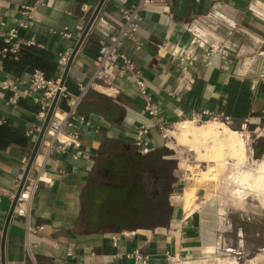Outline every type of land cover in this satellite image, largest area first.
<instances>
[{
    "label": "crops",
    "instance_id": "0c3cea01",
    "mask_svg": "<svg viewBox=\"0 0 264 264\" xmlns=\"http://www.w3.org/2000/svg\"><path fill=\"white\" fill-rule=\"evenodd\" d=\"M36 2L0 0V33L16 29L19 40L50 52L58 65L60 54H72L100 0ZM130 4L107 0L92 34L110 42ZM66 32L71 38L64 37ZM198 36L204 48L195 55ZM5 40L0 37V52L9 48ZM137 41L140 49L126 41L125 51L143 70L159 118L168 125L206 111L223 112L237 96L231 93L234 86L245 81L254 95L252 113L259 106L264 111V0H159L145 12ZM209 47L225 54L211 64ZM18 61L14 54H0V121L6 122L0 128V187L5 191L0 197V247L25 160L40 134L36 111L28 110L27 100L9 104L2 90L8 78L29 80L30 73L7 69ZM95 68L94 59L80 52L67 80L70 92L76 93L78 82L88 81ZM59 72L60 66L55 75ZM144 108L132 76L89 92L80 113L90 124L78 122L68 130L74 138L59 137L67 152L48 160V182L40 186L32 206V216L45 227L31 238L37 264H174L175 246L178 257L191 252L186 245L198 230H185L179 223L183 212L172 200L175 158L162 154L167 146L161 130ZM141 126L148 129L142 141ZM29 130L35 131L33 136H27ZM25 239V220L13 217L7 264H33Z\"/></svg>",
    "mask_w": 264,
    "mask_h": 264
},
{
    "label": "built area",
    "instance_id": "2783aa9c",
    "mask_svg": "<svg viewBox=\"0 0 264 264\" xmlns=\"http://www.w3.org/2000/svg\"><path fill=\"white\" fill-rule=\"evenodd\" d=\"M158 1L131 0L132 4L123 9L124 22L121 30L110 42L101 43V55L94 59L96 66L95 72L88 81L78 82L76 93L70 92L67 84L62 89L60 88L62 75L71 56L68 54L59 55L58 66H60V72L57 75L50 76L45 71L36 69L31 73L28 81H23L19 78H8L2 83V90L9 95L7 98L9 104L17 105L21 100L25 99L28 102V110L31 112L36 111V117L40 122V126L36 128V131L39 133L42 130L57 93L61 91L58 105L47 127L43 144L32 164L14 212V217H21L26 222L25 249L33 264H37V261L31 238L44 232L45 227L32 216V206L40 186L48 182V160L53 155H64L67 152L66 146L59 140V137L67 134L70 138H74V134L68 132V130H72L78 122L87 125L90 124L89 119L80 113V107L89 92L97 86H111L117 78L123 79L127 76H132L136 80L141 92L142 101L145 104V112L149 117L157 121V126L162 132L166 130L168 123L162 118H159L158 105L153 94L149 91L143 70L138 68L136 62L125 51L126 41L136 42L138 49H140L137 37L144 19V14L146 11L151 10ZM40 4L41 0H37L36 5ZM25 9L27 11H33L36 9V6ZM82 10H86L84 5L82 6ZM30 19H32L31 16ZM29 26V23L25 24V27ZM0 37H5V41L9 45V48L7 47L0 54L10 53L17 55L22 46H29V43L25 40H19L16 29H12L6 36L0 33ZM64 37L69 39L71 38V34L66 32ZM202 44V39L198 36L195 40V55L198 54L200 49L204 48ZM209 49L211 52L209 62L211 64L216 62L217 57L220 58L225 54L222 48L209 47ZM205 116L208 118H205ZM193 120L197 121L198 124H203L210 120H219L230 127L234 124L233 120L226 116L224 112L206 111L203 114L196 115ZM5 124V121H0V125ZM138 132L139 140L142 141L144 135L148 133V129L145 126H141ZM34 133V130H29L27 136H33ZM28 161L29 158L25 160L26 165ZM19 186L20 183L17 187L19 188ZM4 195L5 191L0 187V197L3 198ZM23 195H25L24 198ZM0 264H3L1 247Z\"/></svg>",
    "mask_w": 264,
    "mask_h": 264
},
{
    "label": "bare ground",
    "instance_id": "6f19581e",
    "mask_svg": "<svg viewBox=\"0 0 264 264\" xmlns=\"http://www.w3.org/2000/svg\"><path fill=\"white\" fill-rule=\"evenodd\" d=\"M169 135L177 139L179 144V154L175 157L179 160V169L175 173L176 177L178 178L184 173L183 162L188 160L185 157L184 148L188 147L190 151L196 153L197 159L194 164L190 163L186 166V171L193 176L188 178L196 180L200 186L211 184L215 189V195L211 197L208 203H200L206 197L204 199L198 197L199 187L186 188L181 196L173 195V203L182 207L185 230H190L193 216L201 209L204 210L205 214L196 220V230L200 228L201 224H204L205 229L209 230L207 225L213 221L220 222L223 227L227 226L228 220L224 216L220 218L218 210L211 202L214 197L217 198L216 203L219 200L232 199L236 207L233 215L240 220L255 224L261 221L257 214L247 211L241 203L251 193L264 208L263 150H257L258 159L249 164L247 139L239 131L219 120H210L203 124H198L195 120L180 121L174 131H167L166 136ZM200 163H207L209 170L202 171L199 168ZM24 197L25 195H23ZM207 198L210 197L207 196ZM179 226L181 227V225ZM206 230L204 231L206 232ZM230 234L229 238H221L217 249L219 256L210 259L212 256L210 253L201 252L202 249L197 250L198 247L193 246L198 242H201L205 248L213 246L212 241L205 233L197 231L195 232L197 235L195 240H191L192 243L186 245L188 249L186 251L191 250V252L182 258L178 257L179 247L175 246L171 261L174 264H240L235 255L238 252H243L245 247L238 249L234 246L233 240L235 234L243 237L246 235V231L231 232ZM222 256L227 257L221 258ZM248 264H264V253L250 260Z\"/></svg>",
    "mask_w": 264,
    "mask_h": 264
},
{
    "label": "rangeland",
    "instance_id": "374dc122",
    "mask_svg": "<svg viewBox=\"0 0 264 264\" xmlns=\"http://www.w3.org/2000/svg\"><path fill=\"white\" fill-rule=\"evenodd\" d=\"M235 100L233 102H229L224 107V113L227 116L226 109L229 111H234L237 115L239 111L238 109L245 108L246 111H242V113H246L245 118H236L235 116H228L230 117L234 124L231 127L232 129L239 131L246 139H247V147H248V155H249V164L253 163V160H257V150H263L264 151V111H262L259 106L258 108H255V113H252V105L253 102V92L252 87L250 83L247 81L240 83L237 85L235 89ZM245 99V101H243ZM240 101L243 103H240ZM245 103V104H244ZM252 108V109H251ZM260 110V111H258ZM218 113V112H217ZM244 124H243V123ZM176 129L175 125H167L166 130L164 132L160 131L161 137L164 140L165 149H163V155L165 157L170 156V158H175L179 154V144L178 140L172 137L171 135H167V131L172 132ZM61 141V140H60ZM186 151L185 157L188 158V160L183 162V169L184 173L180 177H176V170L179 169V160L175 159V172L174 181L175 183V189H174V195L181 196L184 193V189L186 188H195L199 187L198 197L205 200L200 201V203H208L215 195V189L214 186L209 184L205 186H200V184L196 180H191L188 177H193L190 175V172L186 171V166L190 163L196 162V153L194 151H190V148H184ZM200 169L202 171L209 170L207 163H200ZM171 166V165H170ZM209 196L210 198H207ZM217 198L214 197V199L211 201L216 207V209L219 212L220 218L223 216L228 220L227 226L223 227L222 224L218 221H213L208 223L207 227L209 230L205 229L204 224H201L200 228H198V231H201L202 233H205L209 237V239L212 241V247L211 248H205L202 246L201 242L197 243L198 247L197 250H201V252H208L212 256L210 259H214V257H218V244L221 241V238H229L231 235L230 233H239L242 231H246V235L241 237L239 235H234V246L238 249L241 247H245V250L243 252H238L235 257L238 259V262L240 264H248V262L252 259H254L259 254L264 253V208L261 206L260 201L257 198H254L251 193H249L241 205L250 213H255L260 218L259 223H246L239 218H237L235 215H233V211L236 209L233 200L228 199L225 200H219L217 203L215 202ZM205 201V202H204ZM176 209L178 211L181 210L182 207L176 205ZM204 210L201 209L198 211L192 219V225L190 227V230L196 229V220L199 218H202L204 216ZM182 220V219H180ZM179 222V221H178ZM181 225H184V222H179ZM178 224V223H177ZM206 230V232L204 231ZM195 252V251H193ZM227 256H222L221 258H226Z\"/></svg>",
    "mask_w": 264,
    "mask_h": 264
},
{
    "label": "water",
    "instance_id": "95a60500",
    "mask_svg": "<svg viewBox=\"0 0 264 264\" xmlns=\"http://www.w3.org/2000/svg\"><path fill=\"white\" fill-rule=\"evenodd\" d=\"M107 0H100L98 6L96 7V9L94 10L92 16L89 18L88 20V23H87V26H86V29L84 30L82 36L80 37V39L78 40L77 42V45L76 47L74 48L69 60H68V63L65 67V70H64V73L62 75V78H61V84H60V88L62 89L66 84H67V80L69 78V75L71 73V69H72V66H73V63L76 59V57L78 56V54L80 52H82L83 54L91 57L92 59H95V58H98L100 57V51H101V40L99 37L97 36H94L92 34V31L93 29L95 28L94 25L99 17V14L105 4ZM60 95H61V91H59L55 97V100L50 108V111L48 113V116L46 118V121L44 122V125L42 127V130L38 136V139L36 141V144L34 146V149L32 150L31 154H30V157H29V161H28V164L26 166V169L24 171V174H23V177H22V180L20 182V186L17 190V193L15 195V199L13 200L12 202V206H11V209H10V212L8 214V217H7V221H6V224H5V228H4V232H3V238H2V244H1V253H2V263L3 264H7V260H6V242H7V236H8V230H9V226L11 224V221L14 217V212H15V209H16V206H17V203L19 201V198L21 196V193L23 191V188H24V185L26 183V180H27V177L30 173V170H31V167H32V164L43 144V141H44V137L46 136V130H47V127L49 125V123L51 122L52 120V117H53V114H54V111L58 105V102H59V98H60Z\"/></svg>",
    "mask_w": 264,
    "mask_h": 264
},
{
    "label": "trees",
    "instance_id": "16d2710c",
    "mask_svg": "<svg viewBox=\"0 0 264 264\" xmlns=\"http://www.w3.org/2000/svg\"><path fill=\"white\" fill-rule=\"evenodd\" d=\"M14 56L19 58L16 67H10L8 66V64L6 66L8 70H13L17 74L18 72H26L31 74L34 70L38 69L45 71L50 76H53L58 70L56 57L50 52L41 50L36 46H22L20 52ZM237 85L234 86L231 92L233 96L236 94L235 89ZM243 101H245V99H243ZM243 101H240V103H243ZM238 111L239 113L236 115L234 111H229L228 109H226V113L228 114L227 116H235L236 118H245L247 116L246 113H242V111H246L245 108L238 109L237 112ZM0 128H5V126L2 125L0 126Z\"/></svg>",
    "mask_w": 264,
    "mask_h": 264
},
{
    "label": "flooded vegetation",
    "instance_id": "af4514ba",
    "mask_svg": "<svg viewBox=\"0 0 264 264\" xmlns=\"http://www.w3.org/2000/svg\"><path fill=\"white\" fill-rule=\"evenodd\" d=\"M164 180V179H163ZM166 181V180H165ZM160 191H162V190H160Z\"/></svg>",
    "mask_w": 264,
    "mask_h": 264
}]
</instances>
